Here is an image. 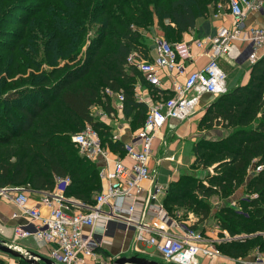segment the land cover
Masks as SVG:
<instances>
[{"label": "trees", "instance_id": "1", "mask_svg": "<svg viewBox=\"0 0 264 264\" xmlns=\"http://www.w3.org/2000/svg\"><path fill=\"white\" fill-rule=\"evenodd\" d=\"M217 1L221 0H0V17L17 15L10 35L8 29H0V77L6 62H11L9 79L21 75V67L37 72L30 85H11L0 97V188L50 191L58 179H68L66 197L92 204L101 190L97 167L70 137L89 125L102 145L122 151L91 107L110 112L105 90L121 93L124 117L132 128L142 127L148 106L136 98L134 88L146 82L127 61L133 53L147 60L142 32H152L156 22L164 40L177 43ZM92 33L87 46L86 36ZM198 128H221L226 134L193 145V166L206 173L182 175L165 195L166 209L189 210L198 220L212 216L231 235L263 232L264 56L250 67L247 84L226 89L210 102ZM256 166H262L257 173ZM209 167L213 174L207 172ZM239 188L243 194L237 209L221 206L212 212V198H229ZM253 194L256 197L250 198ZM255 249L264 253V240L257 234L219 247L232 258Z\"/></svg>", "mask_w": 264, "mask_h": 264}, {"label": "built area", "instance_id": "2", "mask_svg": "<svg viewBox=\"0 0 264 264\" xmlns=\"http://www.w3.org/2000/svg\"><path fill=\"white\" fill-rule=\"evenodd\" d=\"M222 1L233 19L230 28L219 29L215 36L185 43L183 52H180L177 43L170 44L155 38L152 61L135 53L128 57V63L135 66L153 86L160 85V71L175 72L184 78L182 83L173 85L172 97L148 107L144 124L135 134V141L139 144L133 141L123 146L128 163L116 159L106 170L107 150L102 146L98 133L90 126L70 137L81 155L92 161L101 158L103 163L106 162L98 171L106 184L94 195L92 204L77 203L66 197L64 189L70 182L68 179H58L50 191H35L28 186L0 188V195L8 198L17 208L18 217L27 220L14 226L15 239L33 237L47 245V258L54 264H82L86 258L94 257L107 235L117 230L131 231L136 243L154 246L165 264H199V258L216 255L211 243L192 223L169 216L161 202L164 189L157 185L156 171L150 169L149 161L155 133L168 119L186 120L198 106L201 95L216 97L226 92V74L218 59L225 56L235 61L240 55L235 43L241 41L248 47L247 62L254 64L257 49L264 46V28H250L247 34L242 33L244 18L263 9L264 0ZM191 44L198 48L210 45V53L203 69L184 74V67L178 59H193ZM105 93L112 92L106 89ZM115 95L120 104L122 94ZM261 169L262 166H256L254 172ZM142 181L149 183L147 188L142 186ZM34 191L38 193V198L36 204L29 207V195ZM159 221L166 226L156 225ZM84 228H88L87 233L83 232ZM258 262L264 264V259Z\"/></svg>", "mask_w": 264, "mask_h": 264}, {"label": "crops", "instance_id": "3", "mask_svg": "<svg viewBox=\"0 0 264 264\" xmlns=\"http://www.w3.org/2000/svg\"><path fill=\"white\" fill-rule=\"evenodd\" d=\"M233 24V19L228 13L225 3L221 1H217L215 4H209L207 12L199 17L195 23L193 29H189L188 31L184 32L181 36V40L177 42L178 48L180 52H183V45L185 43H189L193 40H201L207 37L215 36L219 29L221 28H230ZM264 28V7L258 12H252L247 14V16L243 20V28L242 33L247 34V31L250 28ZM152 32H147V36L151 40V42L147 43L148 46V58L147 60L152 61L154 57V39L156 37H163V34L160 30L152 29ZM174 44V43H173ZM176 44V43H175ZM237 50L239 51L240 55L237 57L235 61L228 59L227 57L223 56L218 59V64L221 69L226 74V88H233L237 86H244L250 79V67L253 64H249L246 60V53L248 50L247 44L241 41H237L235 43ZM190 52L193 56V59L187 58H179V64H182L184 67V74L201 70L203 69L204 65L208 61V55L210 53V45H204L202 48L196 47L194 44L190 45ZM257 60L264 56V46L257 49ZM256 60V61H257ZM160 85L159 86H152L146 80V84L137 83L135 85V95L139 101H143L149 107L150 105L165 99L166 96L171 95L173 96L172 88L175 83H182L184 78L182 76H177L175 72H164L160 71L158 73ZM112 92V91H111ZM118 93V92H116ZM116 93L112 92L107 96L110 99V107L111 111L106 112L104 111L99 105H94L91 107V113L95 117V111L98 112V121L104 123L106 126L110 128L111 140L116 142L119 145H122V149L125 143H130L135 141V134L136 131L141 128H132L131 120L126 119L122 112V102L119 104L116 98ZM169 97V96H168ZM169 97V98H170ZM215 98V96L209 94H203L200 96L199 99V107L201 108V112L199 113L198 117L199 120L197 124L189 127L184 123V121H179L175 119H168L163 127L159 129L155 133V137L152 142V154L149 161L150 169H155L156 171V181L157 185L161 186L164 189V194L161 196V202L163 203L164 208V198L169 189L181 178L182 175H189L194 177H204L197 176V174L193 173H181L183 172L182 169L180 170V166L187 167L190 170H194L195 172L200 170L196 166H193L195 156L192 152V148L189 150V161L187 164L181 165V156L167 151L166 142L168 145L174 142L176 136H183L186 135L187 132L195 133L194 136H203V139H217L223 137L226 133L221 128H214L209 131L199 130L198 122L200 121L201 117L203 116L206 107L210 104V102ZM89 126V125H87ZM172 135V136H171ZM192 136V135H191ZM193 136V137H194ZM112 137H116L115 140ZM160 137H164L165 142L161 143V147L159 144ZM136 142V141H135ZM163 142V141H162ZM191 143H194L191 140ZM197 143V142H196ZM194 143V144H196ZM139 143L136 142V145ZM192 144V147L193 145ZM106 150V158H107V165L106 170H109L112 167V163L116 159H123L125 162H129L124 156V149L112 151L110 147L105 143L102 145ZM162 148V150H160ZM170 152V153H168ZM169 155V156H168ZM177 155V156H176ZM92 161V160H90ZM95 163L97 167V176L100 181V187L106 184L105 181H102L99 176V169H101L105 163L101 158H98L96 161H92ZM198 169V170H197ZM212 167L208 168V172L213 174L211 170ZM251 168H249V172ZM142 186L147 188L149 183L147 181L141 182ZM206 185V182H204ZM67 187H65L66 189ZM64 189V192H65ZM101 191V190H100ZM99 193V192H98ZM97 193V194H98ZM243 194L242 189H238L235 191L229 198L226 199H218L212 198L211 205H212V212L216 211L217 208L221 206H229L231 208L237 209L239 207V199ZM256 195V194H253ZM251 195L250 198L255 196ZM245 196V194H244ZM94 197V196H93ZM38 198L37 192H31L29 195V199L27 205L29 207L36 204ZM72 199V198H70ZM74 202L79 203L78 200L72 199ZM81 203V202H80ZM16 210L17 208L12 206L11 204L4 203V201H0V221L3 224H7L9 226L8 229L4 226V234L6 237L4 238L5 242L8 245H16V248L23 254L33 252L42 257H47L48 253V246L42 243L37 242L33 237H26V238H19L17 243L10 239L12 237L13 228L17 224H24L26 223V219L24 217H12L11 212ZM76 210V209H75ZM105 210H108V207H105ZM169 216L172 218L178 217L183 220L189 221L192 225L201 231L208 242L211 243L213 248L216 250V255L213 257H201L199 258V264H263L259 263L258 260L264 259L261 257L264 253L260 252L258 249L252 250L248 252V255L244 257L232 258L227 255H224L219 250V247L223 243H228L231 241H240L246 237H252L254 235H259L264 240L263 232L258 233H248L247 235L243 233L231 235L227 230L221 229L219 226L218 221L211 217H208L203 220H198V217L194 215L191 211H187L185 209H176L173 212H169L167 209ZM185 214V215H183ZM182 215V216H181ZM22 219V220H21ZM157 221V220H156ZM0 222V233H3V226ZM10 224V225H9ZM163 224L164 222L159 221L156 222V225ZM6 225V226H7ZM166 226V225H164ZM11 227H13L11 229ZM83 232H88V228H84ZM137 245V246H136ZM30 247V248H29ZM18 251V250H17ZM138 256L144 257L146 259L156 260L162 262L158 252L156 251L154 246L147 245L146 243H136L134 233L129 231L125 232L122 230H117L111 235H107L105 237V242L103 243L102 247L98 249L92 258H86L82 264H112L114 259L118 257H130V256ZM0 262L4 264H20V259L14 258L11 259V256L1 253ZM26 262V261H25ZM28 264H33L26 262ZM43 264V263H40Z\"/></svg>", "mask_w": 264, "mask_h": 264}, {"label": "rangeland", "instance_id": "4", "mask_svg": "<svg viewBox=\"0 0 264 264\" xmlns=\"http://www.w3.org/2000/svg\"><path fill=\"white\" fill-rule=\"evenodd\" d=\"M29 1H32V0H26V3H28ZM24 4L25 3H23V5ZM35 4H37V3H35ZM18 9H19V7L16 8V12L18 13V15H20L22 12H21V10L19 11ZM16 17H17V15H15V17L14 16H12V17H2L1 16L0 17V21L2 23V25L0 26V29H8L7 32H6V35L7 36L11 34V31H13V29H16V24H15V23H17ZM153 28L156 29V30H158V27H157L156 22H154ZM92 35H94V33H92L91 35L88 34L86 36L87 46H88L90 40L92 39ZM142 38H143V40H144V42L146 44L148 42H151V40L147 36V32L146 31L145 32H142ZM156 38H161V39L164 40L163 37H156ZM83 50H84V48H83ZM0 55L1 56L3 55L2 52H0ZM4 66H5V68L2 70L1 77H0V78H2L1 79V83H0V93H1L0 94V97L1 98H4L7 95L6 92L9 91V90H11V85H12L13 88H18V87H20V85H24V86L30 85V82L29 81H30L31 75L37 74V72H35L33 69H25V68L21 67L23 69V73H21V75L18 74L13 79H11V78L9 79L7 76L9 75L8 73L11 72V62H6L4 64ZM14 66H16V65H14ZM17 69H19V68H17ZM41 69L48 71L50 68L45 67V65H42L41 66ZM15 80H17V82H15L16 84H11V82H14ZM201 108L202 107H199V105H198L196 107V109L194 110V112L190 115V117L186 121H184V123L187 125V127H189L190 125L191 126L193 125V127H194V125L197 124V121L199 120L198 115L201 112ZM0 109L2 110L3 109V106H0ZM94 114H95V118L98 119V116H96V115H98V112L95 111ZM194 134L195 133H192V132L188 133L187 132L186 135L179 136V137L178 136L174 137L175 138L174 142H172L169 145H168V142H166L167 151L170 150V152H172V153H175L176 152L175 154L181 156V158H182L181 159V162H180L181 165L182 164L185 165V164L188 163L187 161H189V150L192 148V144H194V143H196V142H198V141H200V140H202L204 138L203 136H198V137L196 136L195 137ZM162 139H165V138L164 137L163 138L160 137V141H159L160 147H161V143L163 145V143L165 142V140H162ZM191 140L194 143H191ZM160 150H162V148H160ZM170 152H168V153H170ZM180 167H181L180 170L183 167V169H182L183 172H181V173H188L189 172V173H193L195 175L197 174V176H203V174L206 173L204 170L202 171V170H198L197 169L198 171L195 172L194 171L195 169L194 170H190V169H188L187 167H184V166H180ZM1 200L4 201L5 204L8 203V204H11L12 206H14L13 203H11V201L8 198L4 197L3 195H0V201ZM18 213H19L18 210L17 209L16 210L14 209V211L11 212V216L13 218L14 217H18ZM183 215H185V214H183ZM1 224H2L3 228H4V226L6 227V229L9 228V226L7 225L8 223L6 224L7 226L5 224H3L2 222H1ZM12 228L13 227H11V229ZM4 230H5V228L3 229V233H0V239L1 240H5L4 238L6 237V235L4 234ZM243 234L247 235V233H243ZM10 239H12L15 242V244H20V243H17L18 242V239H15L13 233H12V237H10ZM9 246H11L15 250H18L19 251V249L16 248V245H11L10 244ZM0 255H1V252H0ZM247 255H248V253H247ZM261 257L264 258V254ZM11 259H13V258L11 257ZM0 264H4V263L3 262H0ZM87 264H90V263H87Z\"/></svg>", "mask_w": 264, "mask_h": 264}, {"label": "water", "instance_id": "5", "mask_svg": "<svg viewBox=\"0 0 264 264\" xmlns=\"http://www.w3.org/2000/svg\"><path fill=\"white\" fill-rule=\"evenodd\" d=\"M0 252L33 264H40V263L54 264L49 258L42 257L33 252L23 254L20 251H17L11 246H9L4 240L1 239H0ZM112 264H165V263L133 255L130 257H125V256L118 257L114 259Z\"/></svg>", "mask_w": 264, "mask_h": 264}]
</instances>
